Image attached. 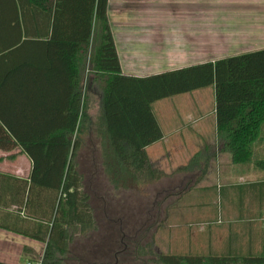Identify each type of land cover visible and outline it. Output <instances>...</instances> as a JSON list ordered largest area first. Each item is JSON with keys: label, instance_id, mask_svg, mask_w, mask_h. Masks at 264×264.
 Wrapping results in <instances>:
<instances>
[{"label": "trees", "instance_id": "1", "mask_svg": "<svg viewBox=\"0 0 264 264\" xmlns=\"http://www.w3.org/2000/svg\"><path fill=\"white\" fill-rule=\"evenodd\" d=\"M108 9L109 0H0V149L20 148L32 161L27 178L0 171V227L45 242L43 264H61L76 234L96 224L90 191L75 162L81 133L92 127L86 89L100 91L98 132L117 177H158L147 151L163 137L154 104L201 88L215 89L218 137L234 162L252 160L254 143L264 139V49L146 77L126 75ZM55 74L66 81V104L49 102ZM156 257L155 264L239 259ZM239 260L264 264V257Z\"/></svg>", "mask_w": 264, "mask_h": 264}, {"label": "crops", "instance_id": "2", "mask_svg": "<svg viewBox=\"0 0 264 264\" xmlns=\"http://www.w3.org/2000/svg\"><path fill=\"white\" fill-rule=\"evenodd\" d=\"M108 15L126 75L146 77L264 49V0H109ZM50 80V104L68 103L65 79ZM207 97L193 99L199 112L180 115L178 124L166 128L154 108L163 137L147 147L150 160L165 169L170 153L194 145L187 162L176 165L171 158L175 168L158 174L186 182L179 192L166 189L164 198L201 193L189 203L191 254L264 257V139L254 143L252 160L234 162L218 137L215 102L201 109ZM151 153L162 155L155 160ZM0 158V171L30 175L32 161L20 148L0 149ZM45 248V242L0 227L2 262L27 264Z\"/></svg>", "mask_w": 264, "mask_h": 264}, {"label": "rangeland", "instance_id": "3", "mask_svg": "<svg viewBox=\"0 0 264 264\" xmlns=\"http://www.w3.org/2000/svg\"><path fill=\"white\" fill-rule=\"evenodd\" d=\"M212 93L213 88L207 87L174 95L157 101L155 112L164 128L173 126L181 121L180 115L199 112V107L193 108L192 102L200 95L208 96L201 109L209 110L215 102ZM86 97L92 127L90 131L86 129L81 133L83 144L75 162L84 174V188L90 191L96 224L90 232L76 234L70 245L72 252L62 257L61 264H130L140 261L137 259L140 257L155 264L157 254H191L189 203L194 195L198 198L201 193L193 190L175 201L174 198H164L163 192L166 189L179 192L180 185L184 186L186 182L178 180L172 183V178L160 177H117L111 172L105 161L103 139L97 125L102 115L100 91L96 86L88 88ZM188 124L192 127V120ZM192 150L194 145L185 147L182 153H170L165 169L158 167L156 162H152L153 168L157 173L170 171L175 168L171 158H175L176 165L187 162ZM151 154L155 160L162 155ZM260 158L264 159V155ZM115 250L122 251L117 260Z\"/></svg>", "mask_w": 264, "mask_h": 264}, {"label": "flooded vegetation", "instance_id": "4", "mask_svg": "<svg viewBox=\"0 0 264 264\" xmlns=\"http://www.w3.org/2000/svg\"><path fill=\"white\" fill-rule=\"evenodd\" d=\"M121 252H122L121 250H119V251L115 250L114 251V255H115L116 259H117L118 255ZM133 258H137V257H133ZM141 258H142V260H141ZM137 259H140V261H135V262L132 261L130 264H150V261H148L147 259H144L143 257H140V258H137ZM155 259H158V257H155ZM211 259L212 258H207L206 259L207 260V264H212ZM82 260H83V258H82ZM114 264H117V263L115 262ZM152 264H154V263H152ZM237 264H243V263H237Z\"/></svg>", "mask_w": 264, "mask_h": 264}, {"label": "built area", "instance_id": "5", "mask_svg": "<svg viewBox=\"0 0 264 264\" xmlns=\"http://www.w3.org/2000/svg\"><path fill=\"white\" fill-rule=\"evenodd\" d=\"M43 257L44 254L41 257L28 261L27 264H43Z\"/></svg>", "mask_w": 264, "mask_h": 264}, {"label": "water", "instance_id": "6", "mask_svg": "<svg viewBox=\"0 0 264 264\" xmlns=\"http://www.w3.org/2000/svg\"><path fill=\"white\" fill-rule=\"evenodd\" d=\"M126 246V245H125ZM117 260V259H116Z\"/></svg>", "mask_w": 264, "mask_h": 264}]
</instances>
